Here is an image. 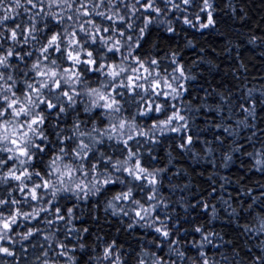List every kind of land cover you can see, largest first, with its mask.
<instances>
[{"label": "snow or ice", "instance_id": "1", "mask_svg": "<svg viewBox=\"0 0 264 264\" xmlns=\"http://www.w3.org/2000/svg\"><path fill=\"white\" fill-rule=\"evenodd\" d=\"M217 8L213 0H0V264H264V184L245 188L242 170L247 163L264 174V129L252 123L264 93L253 100L250 88L238 98L231 88L201 89L203 98L192 97L197 77L184 57L158 43L145 47L154 34L215 29ZM226 109L243 119L233 122ZM241 127L251 134L237 139ZM207 132L214 135L201 141ZM165 140L181 155H197L202 143L217 167L233 153L247 158L237 196L222 201L237 222L236 243L193 216L199 209L215 218L211 200L175 198L189 185L172 184L182 173L172 172L171 159L159 166L154 150ZM101 205L134 243L81 226L85 211L99 225L93 209ZM193 233L199 239L188 240ZM228 244L231 259L207 251Z\"/></svg>", "mask_w": 264, "mask_h": 264}, {"label": "trees", "instance_id": "2", "mask_svg": "<svg viewBox=\"0 0 264 264\" xmlns=\"http://www.w3.org/2000/svg\"><path fill=\"white\" fill-rule=\"evenodd\" d=\"M218 5L216 19L218 26L215 29H208L204 31L203 35L191 30L187 32H180L179 36L169 39V37L161 33L159 35L154 34L150 38V43L145 47H151V44L158 43L164 51H168L170 48L179 52L188 62V66L192 68V74L197 79L192 83L190 89L192 97L199 96L204 97V91L201 89H207L217 94L227 95V90L231 88L232 94L237 98L247 89H252V99L258 100L261 97V93H264V42L253 44L250 43V38L253 34L257 37H264V0H213ZM226 2L232 5V8L243 9V12L237 14L231 9H226ZM244 16V19H241ZM191 40L195 48L188 47V41ZM204 51L201 52L200 50ZM203 61L202 63L198 61ZM197 63L193 67V62ZM201 103V100H196L192 107L195 110ZM235 103V101H234ZM208 105H205L207 107ZM215 106V105H213ZM228 107H231L229 105ZM257 111L260 112L261 119L253 120V124H258L261 129H264V111H260L264 108V105L257 104ZM226 115L233 117V122L237 119H243V116L239 113H229L225 110ZM209 120L213 117H208ZM205 117L203 115H195L194 123L201 129L207 127L204 123ZM255 130V129H253ZM241 133L237 139L242 136H248L251 133L244 128L237 129ZM214 132H207L201 136V141L205 138L211 139ZM259 139H264L257 132ZM256 148L260 147L257 140L255 144ZM175 142L171 140H165L161 145L157 146L154 150L161 160L160 165L163 166L168 163V160H172V164L168 165L172 172H180L182 175L176 176L172 184L179 183L181 186L187 184L189 187L183 193L177 191L176 199H179L183 195L185 201L194 202L197 198L203 200H211L212 204L217 205L219 211L213 218L212 214L201 213L197 209L193 216L197 218V222L202 224L208 231H214L220 234V237L224 241L231 240L236 243V237L238 234L237 222L229 221L228 213L224 210L225 205L223 200H230L237 196V189L240 187L237 181L241 176V161H245L247 158L239 153H233V160L226 167H217L220 164V160L216 154L205 155L202 148V143H198L192 152L197 155L188 153L178 154L174 151ZM215 147V145H213ZM217 153L219 149L216 150ZM248 151H253L249 148ZM171 153V156L168 154ZM250 165L247 163L243 166V172L246 174L247 179L244 181L245 188L253 187L256 184H264V174L258 172H250ZM215 180V187L217 189L216 199H211L208 196V192L211 191L209 185L212 180ZM228 183H224V180ZM224 187L221 188V184ZM165 188V194H167V188L172 185H168ZM233 207H236L233 204ZM93 211L99 216V225L93 222L89 218L87 211L82 215L83 224L81 226L89 227L94 234L108 235V238H117L121 242L134 243V236H129L128 232L124 231L126 224L119 223V217H113L107 214L103 210V205ZM182 211V209H180ZM240 224L243 221L239 222ZM80 224V221H77ZM103 231H99L100 228ZM189 227V225H185ZM119 229V231H117ZM137 231H143L137 229ZM188 240L199 239L198 235L193 233L187 237ZM241 238V245H242ZM255 242V237H253ZM214 243H221V240L217 238ZM232 247L228 244L220 248V252L217 253L216 249L208 247L207 251L211 255L215 254L217 260L220 259V254L228 252V249ZM231 259V252H228Z\"/></svg>", "mask_w": 264, "mask_h": 264}]
</instances>
